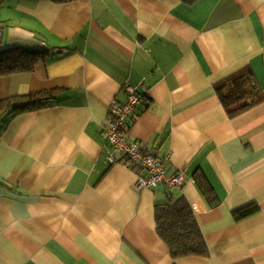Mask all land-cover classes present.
<instances>
[{
	"label": "crops",
	"instance_id": "1",
	"mask_svg": "<svg viewBox=\"0 0 264 264\" xmlns=\"http://www.w3.org/2000/svg\"><path fill=\"white\" fill-rule=\"evenodd\" d=\"M11 48L47 54L0 75V101L50 99L0 116V264H264V0H0ZM248 70L258 102L231 117L217 87ZM126 86L148 100L129 138L182 192L137 191L109 162L102 125ZM180 196L206 255L174 259L157 232L156 206Z\"/></svg>",
	"mask_w": 264,
	"mask_h": 264
},
{
	"label": "trees",
	"instance_id": "2",
	"mask_svg": "<svg viewBox=\"0 0 264 264\" xmlns=\"http://www.w3.org/2000/svg\"><path fill=\"white\" fill-rule=\"evenodd\" d=\"M55 3H67L74 0H52ZM46 52H35L24 48H11L0 52V75L18 72H31L45 60ZM248 70L231 75L217 87L223 106L231 117L241 115L251 109L258 101H250V78ZM50 99L47 93L29 96H15L0 101V116L6 118L28 111L43 108ZM245 211V212H244ZM243 215L252 212L241 208L236 210ZM157 232L169 246L174 259L207 254L206 243L196 220L192 205L184 196L171 198L168 202L156 206Z\"/></svg>",
	"mask_w": 264,
	"mask_h": 264
},
{
	"label": "built area",
	"instance_id": "3",
	"mask_svg": "<svg viewBox=\"0 0 264 264\" xmlns=\"http://www.w3.org/2000/svg\"><path fill=\"white\" fill-rule=\"evenodd\" d=\"M128 99L126 103L113 100L109 105L108 118L102 125L101 134L107 140L111 150L108 160L112 165L122 164L125 168H134L138 171V177L134 188L137 191L158 188L162 185L182 192L187 184L183 174L168 175L164 163L153 154L146 153L137 141L129 138V118L136 107L147 103L146 95L137 88L126 86ZM147 176H143V172ZM194 212L197 211L192 204Z\"/></svg>",
	"mask_w": 264,
	"mask_h": 264
}]
</instances>
